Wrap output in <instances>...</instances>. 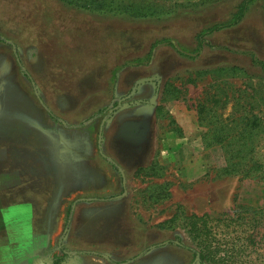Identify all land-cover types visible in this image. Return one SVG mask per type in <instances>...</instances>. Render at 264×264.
<instances>
[{
    "label": "rangeland",
    "instance_id": "rangeland-1",
    "mask_svg": "<svg viewBox=\"0 0 264 264\" xmlns=\"http://www.w3.org/2000/svg\"><path fill=\"white\" fill-rule=\"evenodd\" d=\"M261 63L264 0H0V113L10 103L23 111L19 120L42 118V153L53 154L51 122L62 133L89 125L95 132L97 159L62 169L59 187L67 195L55 192L48 157L42 171L23 177L1 167L0 147L1 172L19 175L13 188L34 179L39 190L26 197L55 217L37 229L49 240L45 263L209 264L200 261L204 246L186 221L207 215L239 225L218 228V257L226 232L236 230L230 236H242L240 246L260 218L256 247L234 264H264V174L224 170L245 128L264 169ZM142 78L152 80L129 96ZM28 133L22 128L19 137ZM222 139L234 142L233 150L216 143ZM89 197L133 217L108 210L105 223L67 222V208Z\"/></svg>",
    "mask_w": 264,
    "mask_h": 264
},
{
    "label": "trees",
    "instance_id": "trees-1",
    "mask_svg": "<svg viewBox=\"0 0 264 264\" xmlns=\"http://www.w3.org/2000/svg\"><path fill=\"white\" fill-rule=\"evenodd\" d=\"M85 6H89L86 5ZM244 3L243 5H240L239 7V13L234 16L233 21L237 22V20L240 19L242 13H243ZM262 66H264V63H261ZM5 107L7 111H4V115L0 118V147L6 148V159L5 161H1V167H5L6 164L10 167L9 169L14 170L17 169L22 174V172H27L29 170L30 172H34V170L42 171V165H41V158L43 157V154H45V157H48L52 162L49 163L46 170H48L49 178L53 181L54 186L60 185L61 181V171L64 166H61L60 164L54 163L51 157H49V154L42 153L41 148L39 146V143L43 141L42 131H39V128L36 126H33L32 123H27L24 119L19 120L17 117H20L19 115H23V111L17 107V109H14L10 103H6ZM33 108V107H32ZM15 114L17 117L11 118L10 114ZM203 110L199 109L198 114L202 115ZM23 117V116H21ZM51 121H57V119L50 115ZM32 120V118L30 119ZM22 128H26L28 130V134H24L28 136L26 139H22L19 137V134L22 130ZM244 132H247V135L242 141L238 144L240 146V150L236 151L235 153L230 154L229 156V163L224 168L226 173L239 175L242 177H254L258 176L259 174H264L263 169V163L261 160L257 159L256 157H253L254 155V143L255 139L253 138L254 135H252L251 130L244 129ZM31 141V142H30ZM214 143V141H211ZM211 142L207 143V145L211 144ZM222 142L223 146L225 147H234V142H231L229 139H222V140H216V143ZM242 148V149H241ZM243 148H248L249 151L246 152L245 155L240 154L241 150ZM54 153V146L51 151ZM237 160V161H236ZM34 166V167H32ZM242 166V167H241ZM249 166L247 169L244 167ZM7 168V167H6ZM8 170V169H7ZM2 169L0 168V172ZM27 181H30L29 179ZM32 185L27 187L25 185H21L17 187L16 191H19V193H16L15 195L12 194V189L10 190H4L3 196L7 199V202H16V201H27L32 200L26 197L27 193L25 194V191H35L39 190L36 182L34 179L31 180ZM23 190V191H21ZM55 192L59 189L54 188ZM61 192V191H60ZM37 207H40L36 199L32 200ZM42 210V209H41ZM37 212L38 211L37 209ZM70 211L67 213V219L68 222ZM38 217H41L39 215ZM187 226L189 227V231L193 234V237L195 239H198V241L203 245V249L197 252L199 259L201 262L207 261L209 264H234L237 255L243 254L247 247H256V244L258 243L255 241L254 234L258 232V228L260 225V218H254L251 221V225L253 226V232L245 235L243 238L247 242L245 244L241 242L242 244L239 246V240L241 241L242 236L238 234L232 233L236 232V230H231L229 232H226L227 236L225 239L224 246L226 249L221 250V256L218 257V252L221 249V246L219 244V239L217 236L219 233V227H229V226H238L236 223V219L232 217H224V218H213L208 217L207 215L202 216H196L191 215L189 217H186ZM66 222V223H67ZM37 229H40L42 227V224H36ZM257 228V229H256ZM206 240H215V245H211L208 243L207 245L205 243H202ZM263 239V236L261 237ZM201 240V241H200ZM204 248L208 251H204ZM211 249V250H210ZM66 256V255H63ZM62 257H54L52 264H61L63 262Z\"/></svg>",
    "mask_w": 264,
    "mask_h": 264
},
{
    "label": "crops",
    "instance_id": "crops-1",
    "mask_svg": "<svg viewBox=\"0 0 264 264\" xmlns=\"http://www.w3.org/2000/svg\"><path fill=\"white\" fill-rule=\"evenodd\" d=\"M3 111H7L6 107H3ZM4 113H0V118ZM9 116L13 118L17 115L11 113ZM41 120L40 122L39 118H32L33 126L45 134L43 130L47 129V124L42 118ZM49 127L48 129L53 130L49 136L54 146V153L49 154V157L53 159L54 163L66 166L73 163L85 164L97 159L98 151L94 148L93 136L95 132L92 125L79 131H73L74 134L71 131L62 133L60 130L58 132L55 122L49 123ZM4 158L5 151L0 150V161ZM18 176L17 172H0V264H46L44 252L49 240L46 236L37 234L36 224L45 225L55 221V217H49L45 214L46 209L41 210L40 207H37L40 211L37 212L32 200L7 202L3 191L16 189L13 187L19 184V181L16 180ZM59 186L53 188L59 189L60 195H67L68 189L65 191L66 188ZM81 200L83 202L72 205L69 217H86V222L91 220L90 223H105L104 219L100 218L106 217L108 210L116 212V217H133L128 210L111 207L108 202L99 199L89 197ZM68 208L65 215L69 211ZM39 215L41 217H38Z\"/></svg>",
    "mask_w": 264,
    "mask_h": 264
},
{
    "label": "water",
    "instance_id": "water-1",
    "mask_svg": "<svg viewBox=\"0 0 264 264\" xmlns=\"http://www.w3.org/2000/svg\"><path fill=\"white\" fill-rule=\"evenodd\" d=\"M151 80H152V78H142V79L137 80L134 83L129 96L133 95L137 91V88L139 87V85H141V84H143L145 82H150ZM100 140H101V137H100V134H99L98 142H100Z\"/></svg>",
    "mask_w": 264,
    "mask_h": 264
}]
</instances>
